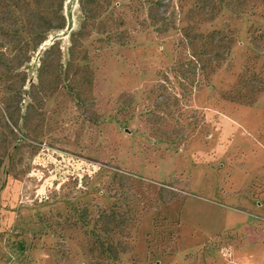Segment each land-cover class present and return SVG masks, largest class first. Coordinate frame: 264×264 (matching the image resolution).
<instances>
[{"label":"rangeland","instance_id":"rangeland-1","mask_svg":"<svg viewBox=\"0 0 264 264\" xmlns=\"http://www.w3.org/2000/svg\"><path fill=\"white\" fill-rule=\"evenodd\" d=\"M98 1L0 11V264H264V0Z\"/></svg>","mask_w":264,"mask_h":264},{"label":"trees","instance_id":"trees-1","mask_svg":"<svg viewBox=\"0 0 264 264\" xmlns=\"http://www.w3.org/2000/svg\"><path fill=\"white\" fill-rule=\"evenodd\" d=\"M64 1L66 0H0V11L6 9L8 10L6 12H9L13 16L19 15L22 9L27 11L26 14L15 18V26L18 27L16 31H13L11 35L9 33L6 34L12 36L13 41H18L16 42L19 48L16 51V56L12 57L13 60L18 61V58L22 59L26 55L36 51L45 41L46 35L49 32L65 27V17L62 14ZM34 4L37 7H34ZM81 5L88 17L96 16V12L103 8L98 0H81ZM38 6H41V9ZM0 20L1 23L6 24L5 20L7 19L0 17ZM25 35L28 39H25ZM27 59H30V57ZM46 68L47 61L42 60L41 68L38 72L41 81L45 75L44 70Z\"/></svg>","mask_w":264,"mask_h":264}]
</instances>
